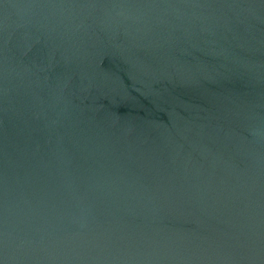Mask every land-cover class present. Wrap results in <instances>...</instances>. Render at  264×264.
<instances>
[{
    "label": "water",
    "instance_id": "1",
    "mask_svg": "<svg viewBox=\"0 0 264 264\" xmlns=\"http://www.w3.org/2000/svg\"><path fill=\"white\" fill-rule=\"evenodd\" d=\"M0 264H264V0H0Z\"/></svg>",
    "mask_w": 264,
    "mask_h": 264
}]
</instances>
